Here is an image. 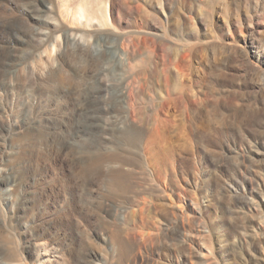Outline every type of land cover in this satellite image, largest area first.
<instances>
[{"label":"rangeland","instance_id":"1","mask_svg":"<svg viewBox=\"0 0 264 264\" xmlns=\"http://www.w3.org/2000/svg\"><path fill=\"white\" fill-rule=\"evenodd\" d=\"M62 28L89 41L66 42ZM99 32L123 62L80 57L103 55ZM8 61L0 264H251L264 251V111L253 101L264 0H0Z\"/></svg>","mask_w":264,"mask_h":264},{"label":"bare ground","instance_id":"2","mask_svg":"<svg viewBox=\"0 0 264 264\" xmlns=\"http://www.w3.org/2000/svg\"><path fill=\"white\" fill-rule=\"evenodd\" d=\"M54 32V31H53ZM59 32H62V34L64 35V40L67 42V41H77L78 39H80V42H88L89 41V38H88V35L86 34V33H83V32H80V33H78L77 31H74L72 28L71 29H66V28H62L61 29V31H59ZM50 35H48V38H47V40L48 39H50L49 37H51L52 38V32H50L49 33ZM101 33L99 32V33H97L96 34V36H94V39H97V41H98V45H100V47H101V50L103 51L102 53H103V55L101 56V57H99L98 59H93V58H91L90 57V55H89V53L87 52V49L85 48V49H83V50H81L80 52H79V55H80V57H82V58H84V59H87L88 57H89V59L91 60V65H93V67H97V66H105V64H109V59L107 58V54L108 53H110V55H111V58L118 64H120L121 62H123V61H121V59H122V57H121V53H119V49L117 48V46L116 45H112V44H109L108 43V41L107 40H105V39H101ZM48 43V45H49V41L47 42L46 41V43L45 42H43V43H41L40 45L38 44V47L39 48H37V49H33L32 50V54H33V56L34 57H36L37 56V54H36V52L40 49V48H42L43 50H45V49H47V44ZM65 43V42H64ZM41 53V52H40ZM38 59L36 58V59H34L33 61H30V66H32V69L34 68V67H37V69L41 66H39V64H42V63H44L43 61H42V59H41V56H39V54H38ZM11 62L12 61H8V62H5V63H2L0 66L2 67V79H1V82L2 83H4L5 82V80L7 79V78H9V76H11L12 74H13V72H14V70H16L17 68H13V66L11 65ZM47 62H49V61H47ZM51 63V62H50ZM49 63V64H50ZM52 63H54V62H52ZM44 65V64H43ZM43 65H42V67H40V69L41 68H43ZM51 65H53V64H51ZM63 65H64V61H62V63L59 65V69H61L62 67H63ZM39 66V67H38ZM46 66H47V63H46ZM45 66V67H46ZM114 70L115 69H117V65L116 64H114ZM49 68V67H48ZM36 69V70H37ZM34 70V69H33ZM43 70H45V69H43ZM42 70V71H43ZM41 71V72H42ZM52 71H54V70H52ZM35 72V71H34ZM37 72V71H36ZM50 72H51V70H50ZM49 73V72H48ZM125 73V72H124ZM141 73V72H140ZM144 73V72H143ZM123 74V73H122ZM147 74V73H146ZM146 74H145V76H146ZM41 75H42V73H41ZM52 75V74H51ZM55 75V74H54ZM126 75H128V74H126ZM124 76H125V74H124ZM123 76V77H124ZM51 78H52V76H50ZM59 81H61V82H63V83H65V80H67V78H66V76H64L63 74H60V72H58V74L55 76ZM139 77V76H138ZM137 77V78H138ZM54 78V77H53ZM52 78V79H53ZM150 79V78H149ZM140 80V79H139ZM260 80V79H259ZM142 82V81H141ZM136 83V82H135ZM144 83V82H143ZM143 83H142V85H143ZM149 84V83H148ZM144 85H146V84H144ZM64 86H65V84H64ZM253 87H254V89H255V91H256V95L254 96V98H253V101H256L259 105H260V108L261 109H263V111H264V86H263V84L262 83H260V82H256L254 85H253ZM112 87L111 86H109V85H105L104 86V88H103V90H108V89H111ZM132 89V88H131ZM179 87H177L176 88V92H175V98L176 99H179L180 97H181V94H180V92H179ZM167 91V90H166ZM134 92H132L131 93V91L129 92V96H130V99H131V97H133L134 96V94H133ZM125 94V91H123V89L121 88V85H119V87H117V89L115 88L114 89V96H113V99H114V103H116V102H118V103H120V101L123 99V97L125 96L124 95ZM166 94V93H165ZM158 95H159V93H158ZM159 97V99L157 100L158 102H157V107H158V109L159 110H162V109H165V107H166V105H167V102L169 101V99H170V95H163V94H161V92H160V95L158 96ZM186 98V97H185ZM154 103V102H153ZM132 104V103H131ZM131 104H130V106H131ZM190 104V103H189ZM169 105V104H168ZM132 107V106H131ZM185 107V106H184ZM168 108V107H167ZM166 108V109H167ZM134 107L132 108V110L134 111ZM158 110V111H159ZM157 110L155 109V112H156ZM163 111V110H162ZM157 115V114H156ZM118 118H115L114 120H115V122L116 121H119V120H117ZM159 119V118H158ZM158 121V120H157ZM165 121V120H164ZM161 122V120L159 121V123ZM116 125L115 126H117L118 124H117V122L115 123ZM154 124V123H153ZM120 126V125H119ZM159 126V125H158ZM154 127V128H152L149 132H148V134H147V137H146V146H148V147H150L152 144H153V142L155 141V136H156V134L158 135L159 133H161L160 131H159V127ZM163 126V125H162ZM121 127V126H120ZM167 128V127H166ZM164 129V128H163ZM264 129V128H263ZM121 130V129H120ZM124 130V129H123ZM116 131V130H115ZM117 132V131H116ZM116 132H114V133H116ZM115 135V134H114ZM161 135H162V133H161ZM255 135V134H254ZM261 135V134H260ZM159 137V136H158ZM256 139V143H264V140H263V137H256L255 138ZM254 146L255 147H257V144H254ZM147 147V148H148ZM151 150V149H150ZM253 151H256L255 149L253 150ZM151 152V151H150ZM106 165L107 166H111V164H110V162H107L106 163ZM85 166V165H84ZM257 167H259V166H257ZM262 167V166H261ZM252 169V168H251ZM254 169V168H253ZM95 170V169H94ZM251 171V170H250ZM118 176V175H117ZM10 176L9 175H5V176H3V177H0V180L1 179H8ZM261 184L264 186V179H261ZM11 187V186H10ZM6 188V187H5ZM10 194V193H9ZM156 202V201H155ZM159 203L157 204V205H161V206H168V205H171V201L168 199V198H165V197H161L160 198V201H158ZM150 203V200H148L147 198H145V197H142L141 198V204H142V208H147V206H148V204ZM263 207H264V205H263ZM166 208V207H165ZM166 213V212H165ZM173 214V213H172ZM249 221H247V223H248ZM35 245V244H34ZM42 249V248H41ZM203 249H205V247H203ZM206 250L208 251L209 250V248L207 249L206 248ZM42 252V251H41ZM202 255L201 256H203V253H201ZM39 256H40V254H39ZM95 256H99V255H95ZM36 258H38V257H36ZM254 259L255 260H253V262L251 263V264H264V251L263 250H259V251H257L256 253H255V255H254ZM101 260V259H100Z\"/></svg>","mask_w":264,"mask_h":264}]
</instances>
